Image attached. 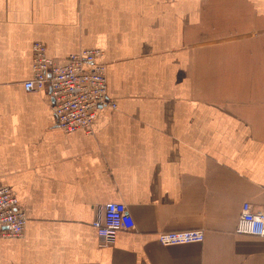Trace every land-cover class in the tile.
I'll return each instance as SVG.
<instances>
[{
    "label": "crops",
    "instance_id": "1",
    "mask_svg": "<svg viewBox=\"0 0 264 264\" xmlns=\"http://www.w3.org/2000/svg\"><path fill=\"white\" fill-rule=\"evenodd\" d=\"M64 61L104 51L109 100L91 131L27 91L33 44ZM27 217L0 264H264L236 232L264 206V0H0V186ZM122 202L134 228L92 223ZM203 229L163 245L161 231Z\"/></svg>",
    "mask_w": 264,
    "mask_h": 264
},
{
    "label": "built area",
    "instance_id": "2",
    "mask_svg": "<svg viewBox=\"0 0 264 264\" xmlns=\"http://www.w3.org/2000/svg\"><path fill=\"white\" fill-rule=\"evenodd\" d=\"M102 56V49L90 47L59 61L48 55L43 43L33 44V76L25 81V89L31 92L48 86L56 124L66 132L91 131L101 106H117L109 100ZM26 224V214L15 193L9 186H0V239L23 236ZM92 225L99 237L112 241L120 231L132 230L134 220L125 203L114 201L104 205ZM236 232L264 237V206L253 208L244 203ZM204 237V230L197 228L158 233V241L163 245L202 242Z\"/></svg>",
    "mask_w": 264,
    "mask_h": 264
},
{
    "label": "rangeland",
    "instance_id": "3",
    "mask_svg": "<svg viewBox=\"0 0 264 264\" xmlns=\"http://www.w3.org/2000/svg\"><path fill=\"white\" fill-rule=\"evenodd\" d=\"M101 49V48H100ZM103 51V50H102ZM103 54H104V51H103Z\"/></svg>",
    "mask_w": 264,
    "mask_h": 264
}]
</instances>
